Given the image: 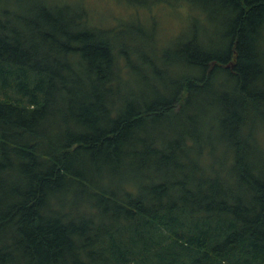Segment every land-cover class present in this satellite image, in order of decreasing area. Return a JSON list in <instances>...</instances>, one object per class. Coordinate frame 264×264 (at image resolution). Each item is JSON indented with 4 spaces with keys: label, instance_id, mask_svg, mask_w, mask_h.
<instances>
[{
    "label": "trees",
    "instance_id": "16d2710c",
    "mask_svg": "<svg viewBox=\"0 0 264 264\" xmlns=\"http://www.w3.org/2000/svg\"><path fill=\"white\" fill-rule=\"evenodd\" d=\"M62 1L0 0V264H264V0H125L210 7L170 74Z\"/></svg>",
    "mask_w": 264,
    "mask_h": 264
},
{
    "label": "rangeland",
    "instance_id": "374dc122",
    "mask_svg": "<svg viewBox=\"0 0 264 264\" xmlns=\"http://www.w3.org/2000/svg\"><path fill=\"white\" fill-rule=\"evenodd\" d=\"M124 1L125 0H80L78 2L74 0L73 2V0H68L67 3L71 4L77 2L82 4L92 13L93 20L96 23L98 21L107 25L104 26V28H109L108 26L113 27L117 21L124 22L121 24L119 28L120 30L117 31L116 38L123 42L124 47L133 50L136 53V56L133 59L134 65H138L140 56L142 58L149 57L154 62L157 71H165L167 74L172 73L173 70L169 69L170 65L166 63L161 56L153 53L155 47L148 42L150 39L151 43L154 45L156 41V46L158 48H167V50L179 46L188 40L193 34H196L199 41L207 46H215V43L219 42L217 36L220 24L218 25L215 22L209 21V12H204L206 9L210 8L209 6L197 5L194 8H191L189 5L191 10L190 14L187 6L177 3L170 2L149 9H143L141 7H129L124 4ZM136 21L138 26L140 25L144 28L139 27L146 35L145 37L134 33L133 29L138 30V26H134L132 23ZM195 23H197V27L189 33L190 27H195ZM153 28L157 33L156 38ZM206 37L211 38L212 40ZM175 69L179 73L188 72L187 69L182 67H175ZM138 71L143 74H149L150 68L148 66L144 68L139 66ZM220 154V150H217L215 157L218 159ZM262 166L260 164V167L264 168V159L262 161Z\"/></svg>",
    "mask_w": 264,
    "mask_h": 264
}]
</instances>
